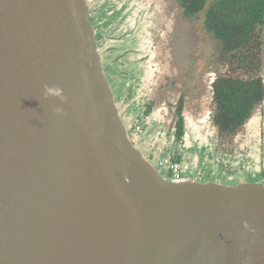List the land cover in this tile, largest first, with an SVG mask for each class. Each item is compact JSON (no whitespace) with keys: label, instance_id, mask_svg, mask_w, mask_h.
<instances>
[{"label":"water","instance_id":"95a60500","mask_svg":"<svg viewBox=\"0 0 264 264\" xmlns=\"http://www.w3.org/2000/svg\"><path fill=\"white\" fill-rule=\"evenodd\" d=\"M88 9L0 0V264H264V184L159 173Z\"/></svg>","mask_w":264,"mask_h":264},{"label":"rangeland","instance_id":"374dc122","mask_svg":"<svg viewBox=\"0 0 264 264\" xmlns=\"http://www.w3.org/2000/svg\"><path fill=\"white\" fill-rule=\"evenodd\" d=\"M87 1L89 4V19L94 23L95 13L91 10L92 3L91 0ZM147 3L152 8L155 7L156 12L160 9L159 15L163 18L160 26L165 28L163 30L165 39L160 41L154 37L153 47L155 50L152 58L157 72L154 75H150L143 87L145 89L142 88L139 92L136 91L135 79L122 77L119 80V77L113 73L115 71L113 58H102V68L113 89L117 106L121 101L120 99H125V94L127 95L129 90L134 89V103H128L125 112H122V120L128 130L131 128L130 121L142 111L143 105L147 101L146 99L151 95L154 77L158 73L168 74L172 77V90L170 93H178L184 90L186 97L194 100L192 104L199 101V99L202 100L204 95L199 96L198 94L200 93L197 92L199 89L201 93H204V88L208 82V72H204L201 76L199 71L200 63L204 62L205 55L204 58H199V54L196 55V45L202 42L205 46L211 47L212 43L205 38L199 40L197 32L196 35L193 34L184 17L181 14L179 15L181 9L177 8L174 1L146 0ZM148 30L146 28L144 32ZM262 33L264 37V27ZM150 34L151 29L149 30V39L151 40ZM96 40L99 41L98 38ZM98 46L101 52L102 45L99 44ZM205 46L203 47L204 50ZM191 60H195L193 66L190 65ZM127 66L131 67L130 63L127 62ZM187 74L189 78L186 80ZM191 79H194L199 88L197 87L196 89V87L193 88L191 86V82H193ZM190 106L192 105L188 104L189 108H191ZM168 109L167 104L159 107L148 118L147 125H145V133L139 139L132 138L131 140L154 167L157 166L159 159L163 157L161 156L163 150L171 149V147H173V150H177V142L174 139L176 137L174 134L175 130L173 129L172 131L170 127L172 119L167 115ZM190 110L191 112L188 110L187 120L184 124L185 135L184 141L181 143L183 152L175 151L173 160L189 164L196 171V173H193L192 178L200 179L201 181L208 180L232 186L240 182L264 184V102L254 108L252 116L244 125V131L239 133L236 138L234 147L236 146L241 151L239 153V161L237 162L233 156L226 158L227 162L230 163L226 169L218 161L214 160L212 155L211 139L215 133V127L209 121L210 115L207 116L206 112ZM156 135L158 138L155 139ZM230 148L235 153L236 149ZM150 155H152L151 158L149 157Z\"/></svg>","mask_w":264,"mask_h":264},{"label":"flooded vegetation","instance_id":"af4514ba","mask_svg":"<svg viewBox=\"0 0 264 264\" xmlns=\"http://www.w3.org/2000/svg\"><path fill=\"white\" fill-rule=\"evenodd\" d=\"M174 1V4L177 6V8H180L181 11L179 15L181 14L184 17V20L186 24H188L190 30L193 32V34L196 35L201 40L202 38H205L208 40V42L212 43V46H205L204 43H198L196 45L197 53L196 55H200L199 58H204V62L200 63L199 71L201 72V76L204 74V72H208V82L206 87L204 88V93H201L198 89L197 93L199 96L204 95L202 100L199 99L196 103L192 104L194 100L188 99L186 97L184 90L180 91L178 93H170L171 92V85H172V77L168 74L158 73L154 77L153 87H152V93L147 98L145 104L143 105L142 111H140L139 114L135 115L133 118V123H139L141 127L143 128V133L146 131L147 120L148 118L158 110L159 107L164 106V104H167V107L169 108L167 115L172 119L171 121V129L175 130V140L177 142V150H173V147L168 150H163L162 155L163 157H169L174 158V152H183V148L181 147V143L184 141V124L187 120V113L188 110L191 112L190 109L196 110L197 112H206L207 116H209V121L214 125L215 127V133L213 135V138L211 139L212 142V155L214 157V160L218 161L220 165L223 166V168L229 167L230 163L227 162L226 158H230L233 156L237 162L239 161V153L241 152L237 147L235 148V142L236 138L239 133L244 131L245 124L240 126L239 130L231 135L232 133L229 132H222L221 127L219 126V123H217L216 120V111H217V105L215 101V87L214 84L218 81L220 78L225 77H231V76H240L243 75V68L241 66V62L239 60V57L232 59L231 58V52L224 50V47L222 45V35L217 30V23L215 18H213L211 15L212 13H208L209 4L213 0H205L204 5L197 9V10H191L188 8L185 4H183V0H172ZM209 2V3H208ZM208 3V6L206 7ZM100 4V3H99ZM98 3L92 4V11L95 13L93 18V21L95 23V27H98L97 23V16L102 18L101 16V10L104 7H101ZM135 15H137L139 18H142L145 20L146 24L148 25L147 29H151V34L149 39L151 43L150 53H151V65L153 68L150 69L152 71L154 69V75L156 71V65L153 61L152 54H154V37L159 39L160 41L165 39V35L163 33V30L165 28H162L160 24L162 23L163 18L159 15L161 12L160 9L156 12L155 7H151L149 3L146 4V0H134V7H133ZM157 21V22H156ZM96 27V28H97ZM166 27V26H164ZM263 27L261 31V69L258 72L259 75L263 77V67H264V37H263ZM99 28V27H98ZM149 30L145 33L147 38H149ZM165 32V31H164ZM98 38V45L102 43L103 41V34L97 35ZM198 40V39H197ZM198 40V41H199ZM205 46V50L203 47ZM246 55L245 60L249 61L250 59H247ZM150 57V56H149ZM210 61V62H209ZM195 64V60H191L190 65L193 66ZM240 64V65H239ZM191 72V71H190ZM250 72V71H248ZM255 72V71H253ZM186 80L189 78L188 74L186 75ZM193 82H191V86L193 88L199 86L196 84L194 79H191ZM168 91V93H167ZM197 95V96H198ZM192 97V96H191ZM131 97L127 96L126 99H122L119 102V110L121 112H125L126 106L128 104V100H130ZM134 100V98H132ZM264 100L260 103L262 104ZM188 104H191V108L188 107ZM204 109V110H203ZM254 111V110H253ZM176 112V113H175ZM253 114V113H252ZM252 116V115H251ZM250 116V117H251ZM247 122V121H246ZM140 135V136H142ZM140 136L136 139H139ZM158 138L157 135L155 136V139ZM232 145V146H231ZM230 147H233L235 150H232ZM150 158L152 155L149 156ZM187 164V163H186ZM236 169V167H234Z\"/></svg>","mask_w":264,"mask_h":264},{"label":"trees","instance_id":"16d2710c","mask_svg":"<svg viewBox=\"0 0 264 264\" xmlns=\"http://www.w3.org/2000/svg\"><path fill=\"white\" fill-rule=\"evenodd\" d=\"M183 2L191 10H197L205 0ZM207 12L216 20L224 50L231 52L232 59L238 56L244 70L243 75L220 78L214 84L217 123L222 132L233 135L264 100V77L258 74L264 0H213ZM247 54L249 61L245 60Z\"/></svg>","mask_w":264,"mask_h":264},{"label":"crops","instance_id":"0c3cea01","mask_svg":"<svg viewBox=\"0 0 264 264\" xmlns=\"http://www.w3.org/2000/svg\"><path fill=\"white\" fill-rule=\"evenodd\" d=\"M96 3L104 7L100 11L102 18L97 16L99 28L96 26L97 35L103 34L104 38L100 54L107 59L113 58L115 62L113 73L119 77V80L122 77L135 79V90L139 92L147 83L150 75L154 73V69L150 71L153 68L150 63L151 43L144 32L148 25L144 19L133 13L134 0H99ZM127 62L131 67L127 66ZM133 90L125 94V99L128 95L131 97L128 103H134ZM130 123L132 126L133 118ZM191 169L193 173H196L193 168Z\"/></svg>","mask_w":264,"mask_h":264},{"label":"built area","instance_id":"2783aa9c","mask_svg":"<svg viewBox=\"0 0 264 264\" xmlns=\"http://www.w3.org/2000/svg\"><path fill=\"white\" fill-rule=\"evenodd\" d=\"M143 133V128L139 123H133L129 130L131 138H138ZM159 173L164 177L173 180H183L185 177L193 174L191 167L186 163H179L169 157H162L159 159L156 166Z\"/></svg>","mask_w":264,"mask_h":264},{"label":"clouds","instance_id":"9594fccd","mask_svg":"<svg viewBox=\"0 0 264 264\" xmlns=\"http://www.w3.org/2000/svg\"><path fill=\"white\" fill-rule=\"evenodd\" d=\"M44 92L45 96H52V97H59L63 99L62 97V89L58 87H49L47 85L44 86ZM59 111V109H57Z\"/></svg>","mask_w":264,"mask_h":264}]
</instances>
